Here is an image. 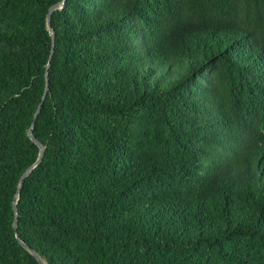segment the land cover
Returning a JSON list of instances; mask_svg holds the SVG:
<instances>
[{"label": "trees", "instance_id": "1", "mask_svg": "<svg viewBox=\"0 0 264 264\" xmlns=\"http://www.w3.org/2000/svg\"><path fill=\"white\" fill-rule=\"evenodd\" d=\"M62 0H0V264ZM44 146L16 203L45 264H264V0H65Z\"/></svg>", "mask_w": 264, "mask_h": 264}, {"label": "water", "instance_id": "2", "mask_svg": "<svg viewBox=\"0 0 264 264\" xmlns=\"http://www.w3.org/2000/svg\"><path fill=\"white\" fill-rule=\"evenodd\" d=\"M64 2L65 0H62L60 3H57L56 5L52 6L48 13H47V16H46V24H47V29H48V32H49V35L51 37V50H50V55H49V59H48V63H47V66H46V70H45V90H44V93H43V96L41 98V101L35 111V114H34V117H33V121H32V124H31V127L30 129L28 130V137L29 139L38 147L39 149V153H38V157L36 159V161L28 168L24 171V173L21 175L20 179H19V182H18V187H17V190H16V193H15V196H14V199H13V211H14V219H13V229L15 231V237L16 239L18 240L19 244L26 250L28 251L35 259L36 261L39 263V264H45L44 261L36 254V252L32 249H30L25 243H23L20 239H19V236H18V233L16 232V229H17V210H16V203L18 201V198H19V193H20V190H21V187L23 185V181L24 179L30 174V172L33 170V168H35L41 161L42 157H43V154H44V146L38 141L35 139V137L32 135V129L34 127V122L37 118V115L40 111V108H41V105L46 97V92H47V89H48V69H49V66H50V61H51V58H52V55H53V47H54V33H53V29L50 27V14L56 10V9H61L63 6H64Z\"/></svg>", "mask_w": 264, "mask_h": 264}]
</instances>
